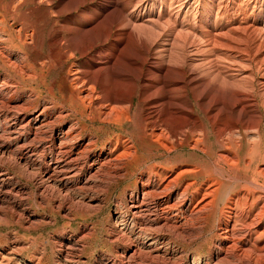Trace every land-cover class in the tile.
<instances>
[{
	"label": "bare ground",
	"instance_id": "bare-ground-1",
	"mask_svg": "<svg viewBox=\"0 0 264 264\" xmlns=\"http://www.w3.org/2000/svg\"><path fill=\"white\" fill-rule=\"evenodd\" d=\"M118 1L0 0L8 12L0 15L7 73L0 78V216L34 223L32 188L38 205L57 203L66 215L97 209L101 195L127 178L136 143L166 162L186 148L187 161L144 168L138 191L116 212L121 246L109 264H177L172 241L199 238L214 207L221 221L210 262L264 264V28L236 22L225 0ZM13 36L19 51L9 46ZM45 42L48 57L36 63ZM149 53L156 63L147 70ZM43 68L60 70L52 87L39 81ZM83 123L121 135L107 132L99 147L100 136L83 135ZM190 175L202 181L195 195L188 194L194 183L180 186ZM224 187L233 194L219 208ZM66 244L78 251V241Z\"/></svg>",
	"mask_w": 264,
	"mask_h": 264
},
{
	"label": "rangeland",
	"instance_id": "rangeland-1",
	"mask_svg": "<svg viewBox=\"0 0 264 264\" xmlns=\"http://www.w3.org/2000/svg\"><path fill=\"white\" fill-rule=\"evenodd\" d=\"M110 1L113 4H119L118 0ZM224 2L230 4L229 10H237L235 14L236 22L241 21L242 24H245L246 21V23L252 22L257 28H264V0H225ZM133 5L134 3L131 4V8ZM6 7L5 4L4 9H6ZM26 9L27 8L20 9L17 15L18 20L21 19V14ZM245 10L248 12L249 16L247 15L245 17L247 14ZM0 15L8 16L7 10L0 11ZM61 20H64V18H61ZM31 21L38 22L41 21V18L35 17ZM219 22L225 26V23H227L226 17H223ZM50 25H48L45 30L47 35L52 31V24ZM40 31V35H42V30ZM116 32V29H114L112 38H114ZM24 34H27V31L23 32V35ZM40 35V40H42L45 36ZM9 39V46L13 50H17L18 42L14 36L9 37ZM47 57L48 48L45 42L40 56L36 59V63L44 62ZM77 60H80L78 56ZM146 60L144 69L149 70V67H152V65L156 63V59L153 57L152 53H149V55L146 56ZM29 66L31 70L34 68V71L39 70L32 62L29 63ZM42 70L44 72V77L40 78L39 81L45 82L46 87H52L61 77V74H59L60 70L53 72H47L44 68ZM5 74L7 75L6 70L1 68L0 78L5 76ZM28 84L30 85V83L26 84L27 89H35V86L32 84L29 86ZM153 92L154 90H151L150 94H153ZM134 103L136 105L137 100H135ZM83 125L85 126L83 135L89 134L92 130L100 136L99 147H102L101 142L105 140V138L102 137L107 132H111V138L121 135V132L115 130L113 126H102L97 123L94 125L83 123ZM127 129L129 130V128H126V130ZM211 131L210 129L209 144H211V149L214 151L216 147L214 146V137ZM260 132L264 139V116L261 119ZM249 139L250 138H245L243 140L241 157H245L247 154ZM135 147L137 149L135 155L136 159L128 162L126 172L127 178L114 184L106 193L101 195L102 204H100V207H97V209L72 210L69 215H66L63 210L56 209L57 203L49 202L44 207L38 205V201L34 196L35 190L32 188L31 194L27 197V209L34 214L36 219L34 223L31 224L24 218L17 220L16 216L10 212H5L2 217L0 216V264H109L111 261L115 260L118 247L121 246L116 240L117 232L115 231L116 228L114 223L116 220V212L124 208L130 193L138 191V179L139 176L146 171L144 168H151L154 165L169 168L172 165L170 161L175 160V158L187 161L190 155L188 149L185 148L180 150L178 154H174L172 160L166 162V160L160 158H152V152L141 143H136ZM178 166L180 165H177V167ZM242 167L243 166H240L238 168V173H236L237 176H241L243 172ZM224 168L227 169V167ZM181 181L180 186H184L187 183H194L188 191L189 195H195L202 182L198 178L196 179L195 175L183 177ZM22 182L26 184L25 181ZM29 185L32 187V184ZM225 185L227 184L225 183ZM222 191L223 194L219 197L221 201L217 202L219 208H224V205H226L225 203L229 201L230 195L233 194L231 192L232 190L226 187H224ZM222 201L224 203H222ZM211 209L206 213L208 217L205 221L203 233L199 238H194L189 242L172 241V248L177 251L175 263L192 264V261L196 259L200 260L202 263L214 264V261L210 262V259L214 257L216 244L219 239L217 224L221 221V215L215 213L214 210L216 207ZM121 212H124V209H122ZM66 241H78V251H70ZM123 245L128 246L129 242L125 241Z\"/></svg>",
	"mask_w": 264,
	"mask_h": 264
}]
</instances>
